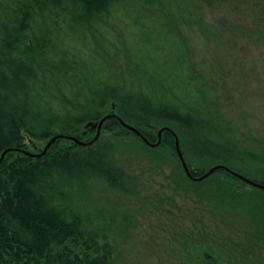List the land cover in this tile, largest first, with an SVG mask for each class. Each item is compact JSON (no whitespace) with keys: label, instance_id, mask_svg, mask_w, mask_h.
<instances>
[{"label":"trees","instance_id":"16d2710c","mask_svg":"<svg viewBox=\"0 0 264 264\" xmlns=\"http://www.w3.org/2000/svg\"><path fill=\"white\" fill-rule=\"evenodd\" d=\"M208 4L264 38V0H0V264H113L114 239L136 223L124 198L140 192L112 158L128 140L167 153L197 204L264 241V189L240 178L264 187V140L225 116L193 51L225 50ZM53 137L38 158L25 143ZM176 142L192 178L222 168L188 178Z\"/></svg>","mask_w":264,"mask_h":264},{"label":"rangeland","instance_id":"374dc122","mask_svg":"<svg viewBox=\"0 0 264 264\" xmlns=\"http://www.w3.org/2000/svg\"><path fill=\"white\" fill-rule=\"evenodd\" d=\"M203 14L222 35L225 50L194 45L193 51L214 69L225 116L264 140V38L248 34L253 25L228 7L208 4ZM25 143L36 153L48 142L26 138ZM162 154L146 153L134 140L115 144L113 160L139 181L140 192L124 198L136 212V223L127 238L114 239L113 264H202L204 252L219 264H264V241L244 221L197 204L174 179L175 161Z\"/></svg>","mask_w":264,"mask_h":264},{"label":"water","instance_id":"95a60500","mask_svg":"<svg viewBox=\"0 0 264 264\" xmlns=\"http://www.w3.org/2000/svg\"><path fill=\"white\" fill-rule=\"evenodd\" d=\"M110 117H113V116H107V117L103 118L102 120H100V122H99V124H98V126H97V132H96V136H95L94 140L98 137V134H99V132H100L101 126H102L103 122L105 121V119L110 118ZM125 128L128 129V130H130V131H134V129H132V128H130V127H125ZM136 134H138L141 138H143L142 135H141L140 133L137 132ZM160 136H161V131L158 132V143H159V141H160ZM58 137H65V138H68V139L73 140V141H75V142H78L79 144L86 145V144H84V143H81V142L77 141L74 137H68V136H58ZM56 138H57V137H53V138H52V139L46 144V146L44 147L43 151H42L40 154L32 155V154H29V153H27V152H26V154H28V155H32L33 157H36V158L40 157L41 155H43V154L48 150V148H49L50 145L55 141ZM143 140H144V139H143ZM145 142H146V141H145ZM175 149H176L177 157H178V159H179V161H180V163H181V166H182V168H183V170H184V173L186 174V176H187L188 178H190V179H192V180H195V181L203 180L204 178L208 177V176H209L211 173H213L214 171H216V170L222 168V167H220V166L213 167V168H211V169H210V170H209V171H208L203 177H201V178H199V179H194V178L191 177V175H190V173H189V171H188V169H187V167H186V164H185V162H184V160H183V158H182V156H181V153H180V151H179V148H178V144H177V142H176V144H175ZM5 153H6V152H4V153L1 155V157H0V161H1L2 158L4 157ZM240 178H241V180H243L244 182H246L248 185H251V186L256 187V188H259V189H264V187H262V186H260V185H258V184H254V183H252L251 181L246 180V179H244V178H242V177H240Z\"/></svg>","mask_w":264,"mask_h":264}]
</instances>
